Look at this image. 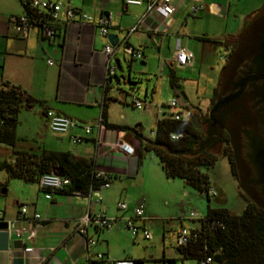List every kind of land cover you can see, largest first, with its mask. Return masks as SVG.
Instances as JSON below:
<instances>
[{
    "label": "crops",
    "instance_id": "1",
    "mask_svg": "<svg viewBox=\"0 0 264 264\" xmlns=\"http://www.w3.org/2000/svg\"><path fill=\"white\" fill-rule=\"evenodd\" d=\"M49 1L93 17L106 13L112 15L109 34L117 37L118 46L110 63L116 66V77L108 79L109 84L105 85L107 57L103 48L108 42L107 38L99 34L94 23L82 20L70 22L59 27L54 39L47 40L34 28L19 29L17 19L24 14V10L18 0H0V90L2 84L7 82L38 101L19 112L15 146L0 143V163L14 165L21 160V155L27 158L28 154L40 155L42 151L68 152L76 159L92 162L94 173L106 174L110 181L107 188L101 187L85 193L74 188L70 194L55 193L51 200H46L35 183L0 178V184H3L0 210L4 221L8 222L7 230H0V264H91L97 253L108 259L135 260L127 256L130 251L126 255L110 256L107 238L101 237L104 232L88 229V235L96 241L90 247L76 232L77 222L87 213H103L109 218L126 216L138 204H143L146 218L139 222L141 227L146 229L148 223L156 219L152 216L155 211H152L150 203L153 184L160 183L164 178L159 161L155 164L150 157L152 153L144 154L141 159L137 154L124 153L120 149L122 144H131L138 152V139L132 135L127 138L124 131L110 130L100 123L103 113L106 123L131 128L138 125L144 135L142 123L138 120L131 123L128 119L127 107H132L131 102L129 104L132 95L112 85L114 79L118 85L126 83L124 76H117V70L123 68L117 52L121 50L124 58L129 57L123 52V46L128 45L143 55V59L138 61H144L148 55L153 56L157 60L159 73L168 83L171 71L175 77L177 71L191 73L199 61L208 60L213 47L221 44V37L225 36L221 44L225 47H229L225 45L226 38L230 40L241 37V26L245 25L242 8L239 4L233 7L234 0H172L173 14L163 19L154 12L147 13L144 5L125 6L122 0ZM261 5L250 11L249 16H257L259 8L263 12L264 5ZM192 7L200 8L191 12ZM231 17V23H239L236 32L240 30V33L237 35L227 34V22ZM135 25L137 30L128 33ZM213 38H216L217 43L212 42ZM180 47H186L193 54V60L188 66L178 67L173 63L172 56ZM153 57L151 59L154 60ZM120 77L123 79L120 80ZM172 93L175 99H181L183 104L180 107L188 111L187 118H191L195 113L191 111V102L184 92L183 96L176 95L174 91ZM150 103L154 104L152 99ZM147 108L151 114L152 108L144 109ZM153 108H156V124L167 114L157 106ZM23 111L27 119H35L37 127L35 133L29 130V136L19 137L16 130ZM49 111L66 116L78 125H89L92 130L86 135L81 127L72 129L70 134L83 137L84 141L78 145L73 144L74 148L65 144L67 151H64L63 147L53 146L51 140L48 141L47 135L51 133L47 128ZM41 124L44 132L39 135L38 126ZM56 136L54 143H62L63 139L69 141L68 137ZM119 201L127 204L126 212L117 211L116 203ZM21 207L26 208L24 219L18 217ZM35 213L40 216L38 222L32 221ZM19 228L25 229V232L17 238L14 230ZM30 230L34 231V236L27 240ZM16 242L19 248L14 247ZM104 244L105 248L102 246ZM24 247H31L32 250L25 253Z\"/></svg>",
    "mask_w": 264,
    "mask_h": 264
},
{
    "label": "trees",
    "instance_id": "2",
    "mask_svg": "<svg viewBox=\"0 0 264 264\" xmlns=\"http://www.w3.org/2000/svg\"><path fill=\"white\" fill-rule=\"evenodd\" d=\"M22 7L24 14L33 21L36 13H32L25 5ZM247 30L238 38V48L234 55H239L240 60L249 59L254 65V69L249 67L248 70H254L255 75H248V80L264 79V26H251ZM168 83L176 95L183 96L178 78L172 71ZM242 84L243 82L240 83L238 92L220 99L221 82H218L210 99L212 105L204 125L200 122L193 123L192 118L176 121L172 114L168 113L157 121L153 137L147 138L138 125L131 128L106 123L103 113L100 123L107 129L124 131L134 136L140 143L137 152L139 159L144 154L152 153L158 159L167 179H180L208 199L209 179L206 171L214 165L216 151L222 143L228 144L234 151L239 130L246 127L252 129L258 122L247 105L244 97L247 92ZM248 93L250 99L255 92ZM241 97L243 101L240 104ZM261 97L264 102V93ZM36 103L37 100L19 87L7 82L2 84L0 143L15 146L18 114L23 108H30ZM193 115L198 119L197 114ZM172 133L181 134V137L173 141L170 139ZM234 158L236 159L235 156ZM92 166V162L76 159L68 152L42 151L40 155L28 154L27 158L21 155V160L14 165L1 162L0 171H4L9 179H19L37 185L39 177L43 174L64 176L70 178L71 185L67 190L57 193L70 194L74 188L80 189L82 193L95 191L110 181L109 177L107 180L96 177ZM232 175H236L234 169ZM2 191L3 184L1 194ZM252 199L253 203H247L238 215L231 214L224 208H212L207 205L203 219L198 220V228L189 230L187 244L177 246L182 258L193 259L197 264L205 256L211 257L212 264H264V201ZM134 261L135 264H142L140 260Z\"/></svg>",
    "mask_w": 264,
    "mask_h": 264
},
{
    "label": "rangeland",
    "instance_id": "3",
    "mask_svg": "<svg viewBox=\"0 0 264 264\" xmlns=\"http://www.w3.org/2000/svg\"><path fill=\"white\" fill-rule=\"evenodd\" d=\"M261 3L260 7H263L264 0H234L232 2L233 7L239 4L242 8V19L245 20L243 23L245 25L241 26L243 33L251 25L256 28L264 26V12H262V8H259L260 13L258 12L257 16H249V12L256 9ZM228 19L227 34H239L240 30L236 32L239 23L235 25L231 23L233 21L232 17ZM223 37H221V41L219 40L220 42L218 41L221 44L224 40ZM238 38L240 37L230 40L226 38L224 42L229 47L221 44L215 45L209 59H203L202 62L199 61V64L191 70V73H180L177 71L178 84L191 102V111H194L198 116L197 119L194 115H191V118L195 117L196 123L200 122L204 125L205 119L209 116V110L212 105L210 99L213 97V91L217 87L218 82H221V79L224 80L225 67L228 64L229 58L237 51ZM213 39V41H217L216 38ZM117 56L123 65L121 71L117 70V76H124L126 83L118 85L114 79L113 87L144 101L145 107L152 108V113L150 114L149 108L136 110L130 105L127 107L129 121L131 123L137 120L140 121L146 137H153L150 131L154 130L156 126V108H153L155 106L166 114L169 112H180L183 119L187 118L188 111L180 106L174 109L165 107L169 100L175 98L172 91L168 88L166 78L158 71L156 58L148 55L142 62L138 60L130 61V57H123L121 50H118ZM152 57L154 60L151 59ZM241 65L239 64L238 68H242L243 66ZM145 92L147 93L146 98ZM221 94L220 97H223ZM227 94H230V92L227 91L225 95ZM245 95L244 97L247 99V105L251 113L255 115L256 121L259 122L258 110H254L255 106L248 101L250 94L247 92ZM151 99L154 104L150 103ZM239 101L241 104L243 98L241 97ZM130 102L131 99L129 98V104ZM24 112L19 117L20 124L16 130L19 137L29 136L27 134L29 130L30 133H35L37 127L35 119L31 117L27 119L24 116ZM157 117L160 118V116ZM38 127L40 128L38 133L42 135L44 132L42 124ZM254 128L246 127L239 130L237 138L239 145L236 159L234 158L233 150L226 143H222L216 151L214 165H211L212 167L206 171L209 179V189L215 193L214 196H209L207 199L204 194L185 185L180 179H167L164 174L162 181L158 184H153L152 187L150 206L152 211H155V213H152V216L156 219L146 226V229L152 235V239L144 240L141 234L133 237L124 229V225H117L101 235V237L107 238L109 255H126L130 251V254L127 256L134 257L136 261L140 260L142 264H197L193 259H183L177 251L176 233L181 227L188 230L189 228L193 229V227L199 226L198 220L188 218L190 212H195L197 217L201 218L205 214L207 205H209L212 208H224L231 214L238 215L243 211L247 203L253 201L243 191L244 182L241 181L242 178H236V169L244 162L243 158L245 157L246 149L244 150L242 145L245 144V137L248 135L256 136L258 133ZM47 138L48 141L51 140L53 146L63 147L64 151H67V145L65 144H69L70 148H74L72 143L63 138L62 143H54V140L57 138L54 134L48 133ZM19 143H22V141ZM150 157H152L155 164H158V160L154 155L151 154ZM233 169L236 174L234 177L232 175ZM0 178L8 177L4 171H0ZM184 191L187 193L184 194ZM180 204L182 205V209H180ZM91 233H93V230H91ZM102 246L105 248L106 245Z\"/></svg>",
    "mask_w": 264,
    "mask_h": 264
},
{
    "label": "built area",
    "instance_id": "4",
    "mask_svg": "<svg viewBox=\"0 0 264 264\" xmlns=\"http://www.w3.org/2000/svg\"><path fill=\"white\" fill-rule=\"evenodd\" d=\"M23 6L25 5L32 13H36V17L33 21H30L26 14H23L17 19L19 29H30L34 28L41 35L42 38L51 40L57 36L59 27L66 25L70 22L82 20L88 23H94L98 29V32L101 36L107 38L109 34V29L111 26L112 15L109 13L100 14L98 16H90L86 13L76 11L68 6H64L58 2H52L49 0H18ZM125 6H142L146 8V12H154L161 16L163 19L168 18L173 14L172 0H122ZM200 7H192L191 12H195ZM137 30V25L133 26L128 30V33H132ZM115 48L112 47L109 43L103 48V52L107 57L106 62V81L105 85L109 84L108 79L115 77L116 75V66L115 64L110 63V58L115 53ZM123 52L127 54L130 58L134 60H142L143 55L138 49H133L132 47L125 45L123 46ZM173 63L178 67H184L191 64L193 60V54L186 48H178L173 56ZM144 101L136 97H131V105L136 110H142L145 108ZM168 109H174L178 107L176 99L169 100L166 104ZM171 116L174 120L179 121L182 119L180 112H171ZM1 124V122H0ZM100 124L98 125V127ZM76 127H81L84 131V134H89L92 130V127L89 125H78L72 119L56 114L52 111L47 113V128L48 130L58 136L68 137L69 141L78 145L84 141L83 137L74 136L70 134V131ZM151 135H154V131H151ZM181 137V134L172 133L170 139L175 141ZM121 151L128 155L137 154V150L131 144H122L120 146ZM96 177L108 179V175L102 173H96ZM71 185L70 178L59 176L53 173L43 174L38 179V187L44 193V198L46 200H51L52 195L57 192H62L67 190ZM109 182L105 183L102 187L107 188ZM208 196H214L215 193L209 189ZM1 184H0V199H1ZM116 209L119 212H126L128 210L127 204L123 201L116 203ZM26 215V208L21 207L18 213L19 219H24ZM188 218L191 220H201L203 217L198 218L195 212H190ZM146 220L144 216V206L143 204H138L135 206L130 215L119 216L109 218L103 213L90 214L87 213L83 218H81L76 224V232L82 236L85 240L87 247L94 246L96 241L88 235V229L93 228L97 232H105L113 229L117 225H124V229L128 231L133 237L141 234L144 240H151V233L141 227L139 222ZM0 221H4L2 211L0 210ZM32 221H40L39 214L35 213L32 216ZM25 229L19 228L14 230V234L17 238L23 236ZM34 236V231L30 230L27 235V240H31ZM190 231L181 228L176 234V244L177 246H185L189 240ZM32 250L31 247H24L23 251L28 253ZM91 264H135V261L129 258L123 259H108L103 254H95V260ZM198 264H212L211 257L205 256L199 260Z\"/></svg>",
    "mask_w": 264,
    "mask_h": 264
},
{
    "label": "flooded vegetation",
    "instance_id": "5",
    "mask_svg": "<svg viewBox=\"0 0 264 264\" xmlns=\"http://www.w3.org/2000/svg\"><path fill=\"white\" fill-rule=\"evenodd\" d=\"M239 64H242L243 69L238 68ZM249 67L255 68L249 59L240 60L239 55L233 54L225 67L226 78L221 81L219 96L222 93L223 97L220 99H224L235 94L240 90L242 82L243 87L248 89L247 92H255L250 99L248 98V101L253 103L254 110H258L259 122L254 128L258 133L256 136L245 137V144L242 145L244 150L246 149L245 157L244 162L237 167V177L242 178L243 191L248 197L264 201V102L261 97L264 93V79L248 80V75H255L254 70L253 72L248 70ZM227 91L230 94L225 95ZM238 145L237 140L233 151L236 158Z\"/></svg>",
    "mask_w": 264,
    "mask_h": 264
},
{
    "label": "water",
    "instance_id": "6",
    "mask_svg": "<svg viewBox=\"0 0 264 264\" xmlns=\"http://www.w3.org/2000/svg\"><path fill=\"white\" fill-rule=\"evenodd\" d=\"M107 42L112 47H117L118 46V39L113 34H108ZM122 79H123V77H120V80H122ZM123 84H125V83H123ZM176 101H177L178 106H181L183 104L180 98H177ZM192 121H193V123H196L195 117L192 118ZM126 137L130 138V134H127ZM2 194H3V192H2ZM7 228H8V222L7 221H0V230H7ZM14 247L19 248L20 247L19 243L18 242L14 243Z\"/></svg>",
    "mask_w": 264,
    "mask_h": 264
}]
</instances>
